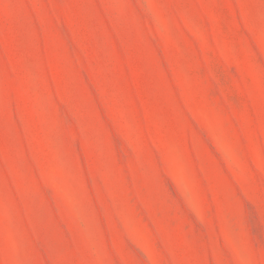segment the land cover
Instances as JSON below:
<instances>
[{"label": "rangeland", "instance_id": "1", "mask_svg": "<svg viewBox=\"0 0 264 264\" xmlns=\"http://www.w3.org/2000/svg\"><path fill=\"white\" fill-rule=\"evenodd\" d=\"M0 264H264V0H0Z\"/></svg>", "mask_w": 264, "mask_h": 264}]
</instances>
